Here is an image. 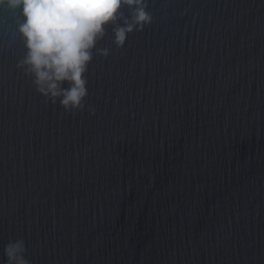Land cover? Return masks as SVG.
Returning a JSON list of instances; mask_svg holds the SVG:
<instances>
[{
    "label": "water",
    "instance_id": "water-1",
    "mask_svg": "<svg viewBox=\"0 0 264 264\" xmlns=\"http://www.w3.org/2000/svg\"><path fill=\"white\" fill-rule=\"evenodd\" d=\"M145 2L75 114L0 10V264L17 239L29 264H264V0Z\"/></svg>",
    "mask_w": 264,
    "mask_h": 264
},
{
    "label": "clouds",
    "instance_id": "clouds-1",
    "mask_svg": "<svg viewBox=\"0 0 264 264\" xmlns=\"http://www.w3.org/2000/svg\"><path fill=\"white\" fill-rule=\"evenodd\" d=\"M122 7L129 9L125 16ZM145 0H0V10L18 13L16 32L24 56L17 68L31 76L35 91L67 113L85 107V73L98 40L111 26L113 43L122 47L127 35L152 20ZM6 264H29L25 241L5 245Z\"/></svg>",
    "mask_w": 264,
    "mask_h": 264
}]
</instances>
